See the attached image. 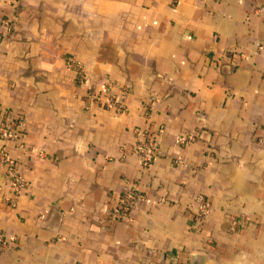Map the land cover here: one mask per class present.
Masks as SVG:
<instances>
[{"label":"crops","instance_id":"1","mask_svg":"<svg viewBox=\"0 0 264 264\" xmlns=\"http://www.w3.org/2000/svg\"><path fill=\"white\" fill-rule=\"evenodd\" d=\"M12 119L0 264H264V0H0Z\"/></svg>","mask_w":264,"mask_h":264},{"label":"built area","instance_id":"2","mask_svg":"<svg viewBox=\"0 0 264 264\" xmlns=\"http://www.w3.org/2000/svg\"><path fill=\"white\" fill-rule=\"evenodd\" d=\"M71 67L78 71L82 69V65L79 62L71 63ZM127 94L128 91L123 90L118 97H113L109 91H106V93L93 91L88 95L87 98L90 102H95L101 106L105 105L107 108L119 110V107H124V100ZM20 126L21 121L14 119L8 121L0 128V138L4 140L16 138L15 136L17 135V130ZM150 135L151 134L147 132L139 133V139L135 146V152L139 157V164L143 167H147L149 164H151L153 158L158 152L157 139L151 137ZM184 142H186V139L183 137L177 139V143L179 144H183ZM178 163H180L179 160ZM0 165H5L7 167L8 180L12 185V189L18 193L24 187L25 181L21 178V176L18 175L15 164L13 160L7 155L6 149L4 147L0 149ZM197 204L199 219L204 221L210 216L211 207L203 197H198ZM129 209L130 205L125 204L122 207L113 208L111 212L114 216L121 215L122 217H128Z\"/></svg>","mask_w":264,"mask_h":264}]
</instances>
